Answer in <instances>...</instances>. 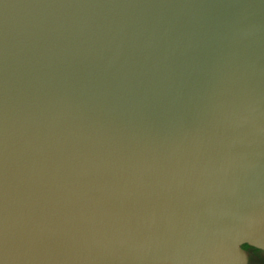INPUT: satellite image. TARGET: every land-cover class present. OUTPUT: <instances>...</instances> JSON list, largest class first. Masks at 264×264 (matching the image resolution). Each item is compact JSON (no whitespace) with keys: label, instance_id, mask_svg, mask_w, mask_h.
I'll return each instance as SVG.
<instances>
[{"label":"water","instance_id":"water-1","mask_svg":"<svg viewBox=\"0 0 264 264\" xmlns=\"http://www.w3.org/2000/svg\"><path fill=\"white\" fill-rule=\"evenodd\" d=\"M264 250V0H0V264H249Z\"/></svg>","mask_w":264,"mask_h":264},{"label":"flooded vegetation","instance_id":"flooded-vegetation-1","mask_svg":"<svg viewBox=\"0 0 264 264\" xmlns=\"http://www.w3.org/2000/svg\"><path fill=\"white\" fill-rule=\"evenodd\" d=\"M243 247L250 255L249 264H264V250L259 249L248 244H244Z\"/></svg>","mask_w":264,"mask_h":264}]
</instances>
